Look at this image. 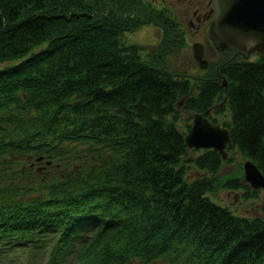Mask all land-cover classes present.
<instances>
[{
    "label": "trees",
    "instance_id": "1",
    "mask_svg": "<svg viewBox=\"0 0 264 264\" xmlns=\"http://www.w3.org/2000/svg\"><path fill=\"white\" fill-rule=\"evenodd\" d=\"M160 17L142 0H0V264H264V213L209 196L245 184L176 124L215 106L264 174V54L195 94L157 44L123 39ZM189 161L206 173L187 179Z\"/></svg>",
    "mask_w": 264,
    "mask_h": 264
},
{
    "label": "flooded vegetation",
    "instance_id": "2",
    "mask_svg": "<svg viewBox=\"0 0 264 264\" xmlns=\"http://www.w3.org/2000/svg\"><path fill=\"white\" fill-rule=\"evenodd\" d=\"M180 1L184 5V9L182 8L179 13L171 8L170 10L158 9L161 14L164 13L162 18L156 19L157 24H155V27L160 29L159 42L157 43L158 50L165 53L163 59L173 68L179 66V68L186 69L188 78L192 83L191 89L195 94L198 91L196 84L209 79H213L221 87L226 86L224 77L221 75L223 74L221 71L223 64L227 61L241 60L253 56L254 53H250L253 54L250 55L242 51H236L234 48H226L221 51L215 46L211 29L214 0ZM175 14L178 16L176 17ZM186 40H193L195 43L191 47V54H188ZM183 46V50H178ZM202 60H204L203 65L201 64ZM195 94L192 95L195 96ZM219 95L221 97H218ZM214 98L213 103L218 104L226 100V96L220 92L216 93ZM214 107L205 114L211 112ZM220 114L222 115V113Z\"/></svg>",
    "mask_w": 264,
    "mask_h": 264
},
{
    "label": "water",
    "instance_id": "3",
    "mask_svg": "<svg viewBox=\"0 0 264 264\" xmlns=\"http://www.w3.org/2000/svg\"><path fill=\"white\" fill-rule=\"evenodd\" d=\"M211 29L219 50L234 48L246 54L263 55L264 0H214ZM201 64H204V60ZM184 141L189 147L218 150L222 158L227 156V149L232 145L228 128L211 122L207 115L198 111L192 114ZM242 166L244 180L252 188H264V174L256 163L247 158Z\"/></svg>",
    "mask_w": 264,
    "mask_h": 264
},
{
    "label": "rangeland",
    "instance_id": "4",
    "mask_svg": "<svg viewBox=\"0 0 264 264\" xmlns=\"http://www.w3.org/2000/svg\"><path fill=\"white\" fill-rule=\"evenodd\" d=\"M142 1L146 7L151 6L156 10L161 8H163L162 10H166V9L170 10L171 8L174 9L176 13H179L181 12L182 8L184 9V5L180 0H142ZM162 15H164V13ZM175 16L177 17L178 15L175 14ZM159 36H160V29H157V27H155V21H154L153 23L152 22L143 23L139 25L137 28L126 31L123 35V39L126 42H135L137 44H147L151 42L157 44L159 42ZM186 42H187L186 48L188 50V54H191L190 50L194 42L193 40H186ZM183 49L184 46L182 48H179L178 50H183ZM142 55L143 58H145L146 51H143ZM255 57L256 55L254 53L253 56H249L248 58L254 59ZM176 68H179V66H176ZM179 69H182V71L186 70L185 68H179ZM172 70H174V68H172ZM224 81H226V79H224ZM190 116H192L191 110L181 109L176 124L182 131H186L187 123H191ZM168 118H170V116ZM218 119L221 121L220 117H218ZM201 150L202 149H198L197 151L193 150L192 148L188 149L185 158H193ZM245 160H246V156L243 155L236 147L229 148L226 158L223 159L222 164L217 171V175L219 176L220 179L219 181L221 182L226 178L238 177L239 179H241L243 184L247 185L248 188L251 189L248 182L243 181L242 165ZM205 173L206 170H202L196 167L190 161L187 162V171L185 174L187 179H193ZM245 185L236 186V187H227L219 184V186L213 191H208V194L212 199H214L215 201L219 202L222 205L229 207L237 214L247 215L251 217L256 215H262L264 213V209H263L264 188L257 189L254 195H246L245 192L247 191V187ZM21 256L22 255L13 257V259L16 261V264H19L20 262H24ZM1 261H5L7 263L12 262V260H7V259H3ZM134 264H138V263H134ZM158 264H166V263L161 262Z\"/></svg>",
    "mask_w": 264,
    "mask_h": 264
}]
</instances>
